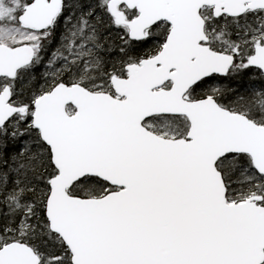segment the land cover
<instances>
[{
  "label": "snow or ice",
  "instance_id": "snow-or-ice-1",
  "mask_svg": "<svg viewBox=\"0 0 264 264\" xmlns=\"http://www.w3.org/2000/svg\"><path fill=\"white\" fill-rule=\"evenodd\" d=\"M0 264H264V0H0Z\"/></svg>",
  "mask_w": 264,
  "mask_h": 264
}]
</instances>
